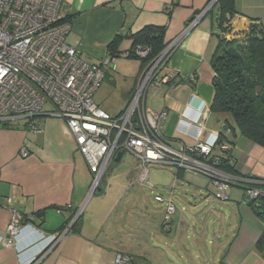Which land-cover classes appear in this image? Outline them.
Instances as JSON below:
<instances>
[{
	"label": "crops",
	"instance_id": "1",
	"mask_svg": "<svg viewBox=\"0 0 264 264\" xmlns=\"http://www.w3.org/2000/svg\"><path fill=\"white\" fill-rule=\"evenodd\" d=\"M209 1L64 0L60 8L62 19L72 26L67 43L93 63L109 57L108 46L116 37L118 47L127 50L133 42L131 34L149 25L166 27L165 41L173 47L163 74L175 72L177 79L152 88L160 98V111L156 112H166L162 131L174 147L179 142H195L201 133L200 122L204 124L202 133H208L219 131L225 118L210 109L214 96L211 58L220 29L218 3L206 10ZM233 5L235 11L228 15L232 16L233 34L245 33L252 24L260 25L264 31V0H233ZM197 17L198 23L188 28ZM143 70L140 62L134 84L123 93L126 106ZM111 77L114 75L107 70L105 79L110 82ZM104 82L94 95L103 110L105 103L99 95ZM201 104L206 105L204 113L195 109ZM40 117V133L30 131L25 122L13 127L0 123V264H114L117 253L128 255L130 264H201L202 253L193 248L200 227L197 221L177 215L173 191L166 195L176 205L170 221L142 203H138L141 205L136 211L132 190L136 188L139 165L135 163L120 172L127 178L112 179L88 197L92 174L66 122L57 116ZM233 139L237 172L261 180L255 186L264 189V148L241 135ZM22 148L27 155L22 154ZM121 159L122 156L116 160ZM226 194L227 200L233 198L236 203L233 205L238 209V222L235 229L231 226L224 231L230 241L222 249L218 264H264V251L256 246L264 222L245 202L246 187L231 185ZM10 207L27 219L22 221L14 241L4 244ZM62 207L66 208L59 211ZM80 210L78 233L69 226L73 213ZM38 212L44 213V221L36 217ZM159 231L163 233L162 241L156 240ZM54 233L62 236L52 242ZM172 247L181 251L178 261L171 258Z\"/></svg>",
	"mask_w": 264,
	"mask_h": 264
},
{
	"label": "built area",
	"instance_id": "2",
	"mask_svg": "<svg viewBox=\"0 0 264 264\" xmlns=\"http://www.w3.org/2000/svg\"><path fill=\"white\" fill-rule=\"evenodd\" d=\"M64 0H0V123L25 122L27 128L42 132L41 117L57 116L66 122L74 136L77 150L85 158L92 174L88 197L100 188V183L110 163L118 154L128 152L139 161L138 182L154 189L151 165H172L187 172L202 174L211 179L217 196L228 199L226 191L231 185L248 187L246 203L264 195V189L255 186L259 179L246 178L230 173L218 166L220 157L216 150H227L229 142L221 141L217 131L201 133L193 143L179 142L178 147L169 143L162 131L166 112H156L146 103L151 86L161 87L176 81L175 72L163 74L164 66L173 44L145 66L126 108L117 116L101 109L94 95L101 88L106 69L116 70L114 59L106 56L101 62L84 59L71 47L66 37L71 30L69 21H62L60 8ZM217 0H210L209 9ZM199 17L188 28L195 26ZM149 48L138 46L135 53L145 56ZM51 109L47 110V105ZM204 113L206 105L198 106ZM25 156V148L21 150ZM155 199L166 203L165 221L176 213V205L163 193ZM63 209L59 208V211ZM11 219L7 228L11 244L19 235L23 216L10 207ZM62 236L54 233L52 242ZM131 258L117 253L114 264H130Z\"/></svg>",
	"mask_w": 264,
	"mask_h": 264
},
{
	"label": "trees",
	"instance_id": "3",
	"mask_svg": "<svg viewBox=\"0 0 264 264\" xmlns=\"http://www.w3.org/2000/svg\"><path fill=\"white\" fill-rule=\"evenodd\" d=\"M217 3L220 32L217 34L218 43L211 58L214 70V96L210 109L213 113L224 115L219 132L221 141L229 142L230 147L225 151L216 150L215 156L220 157L218 164L220 168L240 175L232 155V145L235 143L233 138L241 135L264 148V31L260 25L252 24L245 33L239 36L233 34L230 24L232 16H228L235 11L233 0H217ZM165 32V26H145L131 34L133 42L127 50L118 47L116 37L108 46L109 58L127 55L129 58L140 60L141 68H145L167 47ZM138 46L148 47L149 52L143 57L137 55L135 50ZM1 125L13 127L10 123ZM184 172L187 171L178 169L177 173L182 175ZM249 204L253 212L264 222V195L249 200ZM63 208L66 207L60 209ZM43 214L38 212L35 215L44 221ZM26 219L27 217H23L24 221ZM80 228L81 215L72 226L73 231L78 233ZM256 246L264 251V229Z\"/></svg>",
	"mask_w": 264,
	"mask_h": 264
},
{
	"label": "rangeland",
	"instance_id": "4",
	"mask_svg": "<svg viewBox=\"0 0 264 264\" xmlns=\"http://www.w3.org/2000/svg\"><path fill=\"white\" fill-rule=\"evenodd\" d=\"M115 62L117 65L115 71L105 68L115 78L111 77L110 82L108 78L105 79L101 94L99 95L101 101L105 103L104 110L113 116L118 115L125 108L126 104L123 93L134 84L135 75L138 74L140 66V60L129 57H118L115 59ZM152 87L148 89L146 104L151 109L160 111V104H158L160 98ZM51 106L49 103L47 110H50ZM135 163L139 165L138 159L134 155L124 152L120 161L115 159L110 163L101 180L100 186L103 187L106 182L115 178H119L118 180L127 178L125 173L119 175L120 172H122L123 168L133 167ZM149 167L152 172L151 179L154 189H149L141 185L137 177L136 188L132 190V199L137 200V203H135L137 204L136 211L139 212L141 205L138 203H142L148 205L149 209L165 215L166 203L157 202L154 195L156 193H163L165 196H169L172 194L171 191H173V198H175L177 205V215H182L197 221L200 227V233L197 234V241H194L193 248H196L202 253L201 264H211L213 260H215V264H218V260L223 253L222 249L230 241V236H225L224 231H228L231 226L235 229V225L238 222V209L233 205L236 204L233 198L232 200H226L218 197L217 192L215 193L208 177L205 175L194 172H184L182 175H178V168L172 165H151ZM91 183L92 178L90 185ZM246 184L247 193L248 187H252L254 183ZM207 185H209L210 191L207 190ZM235 192V190L232 192L233 196ZM93 195L94 193L91 196ZM161 234L163 235L159 231L156 240L162 241L163 237ZM171 255L172 257H170L173 260L178 261L179 255H181L180 249L172 247Z\"/></svg>",
	"mask_w": 264,
	"mask_h": 264
},
{
	"label": "water",
	"instance_id": "5",
	"mask_svg": "<svg viewBox=\"0 0 264 264\" xmlns=\"http://www.w3.org/2000/svg\"><path fill=\"white\" fill-rule=\"evenodd\" d=\"M120 157H121V154H118L116 159H120ZM80 215H81V210L76 213V215L74 216L69 228H71L73 226V224L77 221V219L79 218ZM69 228H68V230H69Z\"/></svg>",
	"mask_w": 264,
	"mask_h": 264
}]
</instances>
